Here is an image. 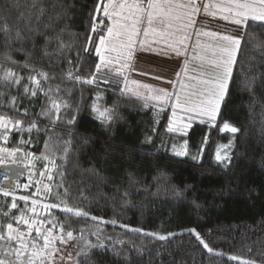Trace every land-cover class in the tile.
Listing matches in <instances>:
<instances>
[{"label":"trees","instance_id":"trees-1","mask_svg":"<svg viewBox=\"0 0 264 264\" xmlns=\"http://www.w3.org/2000/svg\"><path fill=\"white\" fill-rule=\"evenodd\" d=\"M97 2L0 0V78L11 69L26 83L27 62L49 73L52 79L45 87L58 85L54 97L68 105L58 119L49 120L38 115L42 107H50L42 94L30 101L22 88L7 90L18 96L21 110L29 108L25 126L29 120L37 123L31 133H21L26 148L54 164L48 203L59 204L63 197L70 207L89 214L76 217L53 208L44 218L63 225V233L53 229L57 236L67 239L66 232H73L66 244L57 240L71 260L57 264H264V26L253 21L242 26L214 122L193 121L186 134L169 133V103L160 111L159 103L126 92L125 77L97 71L95 46L109 25L102 13H95ZM94 15L96 33L91 30ZM69 72L96 80L78 82ZM93 105L109 109L111 118L102 121ZM225 123L238 131L231 159L221 167L213 158L216 146L227 141L221 133ZM185 141L188 153L200 156L199 161L170 154L171 142ZM135 228L141 232L129 230ZM85 247L86 253L79 254ZM233 255L238 259L229 260Z\"/></svg>","mask_w":264,"mask_h":264},{"label":"snow or ice","instance_id":"snow-or-ice-1","mask_svg":"<svg viewBox=\"0 0 264 264\" xmlns=\"http://www.w3.org/2000/svg\"><path fill=\"white\" fill-rule=\"evenodd\" d=\"M146 5V6H145ZM211 9H217L221 13L220 18L227 20L235 25L247 27L249 21L260 22L264 26V0H223L222 3H210L203 4V11L206 15L215 17L217 11H211ZM200 7L197 6L196 0H188L187 3L180 2V0H98L95 13H102L104 17L110 21V25L106 26V35L101 30L99 34L98 44L95 46V53L100 58V63L96 64V69L99 71L102 67L108 68L114 61L119 63L121 60L125 61L121 67L127 66V61L133 58L134 50L137 44L141 48L151 43L164 42L169 48H171L177 56L181 54V47L184 45L187 39L185 33L186 29L193 26L195 23L194 17L200 12ZM228 13V15H224ZM96 15L93 16V24L91 30L93 33L98 31L97 23H95ZM145 27L141 28V25L145 24ZM159 23L163 25L161 28H157L154 25ZM103 24V21H100ZM6 30V26L5 29ZM143 33L145 39H138ZM199 34V33H198ZM157 39L149 40V36ZM203 35L216 36L215 33H203ZM220 39L227 41L228 44L223 46H217L213 49V55L219 51L220 56L214 58L208 63L211 65L213 71L210 74L201 72V78L196 76L190 77L197 83L191 86V90L185 91L189 86L185 83H181L180 93H169L165 89H149L150 95L147 99L157 101L162 107L160 111H164L163 105H167L171 102L172 119L169 120L167 131L169 133L177 132L180 134H186L187 129L191 126L190 123H182L185 116L190 121L193 116H207L209 120H215L221 101L224 98L228 81L232 75V66L235 63L236 50L240 45V40L231 36H222ZM92 38H88V42H91ZM199 46V45H198ZM87 50V49H85ZM6 60L16 64L10 56L5 57ZM194 59L205 60L206 57L198 54ZM71 63V62H70ZM3 66L0 65V68ZM24 68H29V74L27 76V82L22 84L24 77L18 75L11 69H5L3 77L0 78L4 82L0 85L3 90H0V109H10L16 113L15 116L9 117L8 115H0V137L7 140L8 134L13 132L17 133L28 132L31 133L33 129L37 128L35 120H29L27 126H25V117L30 116L29 108L21 110L19 108V101L17 95H10L8 89L17 87L23 90V97L29 99L38 97L42 94L45 98L46 105L50 107H42L38 115L47 117L52 120L54 117L59 118L58 114L62 107L68 105L63 101H58L54 97V93L59 91V86L52 88L51 86L45 87V84L52 79L49 73L43 70H37L31 67L27 62L23 65ZM185 75H187V63L184 69H182ZM205 75H210V78H202ZM70 79L78 82L92 84L96 77L93 75L90 79H84L79 76H73L71 72L68 74ZM179 79V74H177ZM126 79V78H125ZM135 83V82H133ZM140 87L149 88L148 85H139ZM139 95V93H137ZM10 96V98H9ZM145 107H148L147 102ZM177 110L184 115H178ZM93 111L98 113V116L102 121L109 120L111 117L108 115L109 109L101 111L95 105H93ZM73 120H69V123H73ZM204 121L201 120V123ZM230 131L235 133L237 128L230 126L228 123L223 125L221 131ZM23 142V141H22ZM187 141L181 146L180 150H177L174 146L173 150L176 155L186 154ZM231 147L228 146H220ZM18 151V149H17ZM0 153H7L9 157H14L15 152H9L8 149L0 148ZM46 159V157H45ZM218 161L230 160L231 157L227 154L222 155L218 149L216 154ZM11 163H15V159L11 160ZM51 163V161H50ZM8 161L0 155V167H6ZM44 176L45 173H40ZM7 174L4 176L6 180ZM47 179L51 181L53 177L47 176ZM31 183V177H30ZM37 186L34 196H40L43 194H50L51 187L48 184H41L40 181L36 182ZM30 184H25L23 187L27 189ZM5 197L10 193L6 190L0 189ZM60 195V194H57ZM66 195V193H65ZM17 199L23 201L25 208L21 209L17 204ZM30 200L29 196L16 197L12 195L10 205L6 204L3 209H0V264H57V260L63 261L64 256L59 255L63 252V249L55 248V242L60 241L61 244H66L67 241L72 240L73 232L71 230L66 232L67 239L63 235H54L53 229L59 227L61 233L64 232L63 225L55 222L51 217L47 219L39 218L37 206L43 209L45 213H48L50 209L60 208L65 214H72L76 217H88V213L74 209L67 204L66 199L61 197L60 203H41L38 199H31V207H27ZM63 205V207H61ZM15 210V211H10ZM18 213V214H17ZM31 213V215H28ZM68 218L67 216L65 217ZM92 220H96L97 217H91ZM115 224V221H112ZM45 224H51L52 228H46ZM121 227H126L121 225ZM133 232H141V229H129ZM193 235L199 243L208 251L213 253V249L200 237L199 233L195 229H190ZM99 238V229L97 230ZM147 235H157L160 240H165L167 237L164 235H158L153 233H147ZM87 247V246H86ZM85 249H81V253L85 254ZM216 255H222L221 253H215ZM69 258L71 254H68ZM229 260H237V256H229ZM241 264H248L247 261H241Z\"/></svg>","mask_w":264,"mask_h":264},{"label":"rangeland","instance_id":"rangeland-1","mask_svg":"<svg viewBox=\"0 0 264 264\" xmlns=\"http://www.w3.org/2000/svg\"><path fill=\"white\" fill-rule=\"evenodd\" d=\"M222 2H223V0H208L206 2V4L222 3ZM211 11H217V15L215 16L217 19L223 20V21H227V20H224V19L220 18L221 13H219L217 9H211ZM204 14L205 13L203 12L202 17L210 19L209 17H207ZM224 15H228V13H224ZM202 22H203L202 24L198 23V25H199L198 29H200L201 26H204L205 28L208 27L209 30H215L219 34H221V33L228 34L229 36H232V37L238 38V39H239L240 33L242 32L241 31L242 26H238V25H235V24H234L235 25L234 29H224L223 26H220V25H217V24H213V23H209V22L207 23L204 20ZM227 22H229V21H227ZM230 24H232V23H230ZM109 25H110V21H109ZM196 25L197 24H196V21H195V23H194L195 30H197ZM145 26H147L146 22H145L143 27H145ZM154 26L157 27V28L163 27V25H160L159 23L155 24ZM190 28H192V27H190ZM202 30H204V29H202ZM105 35H106V33H105ZM183 35H186L187 39L185 40L184 45L180 46L181 49H182L181 52L183 51V49H185L186 52L191 53L188 57H185V58H180V56H177L175 54V52L171 48H169L167 46V44L164 43V42L151 43L152 47L146 46L149 49L148 51L146 50L149 53L148 54L149 57L153 56L155 58L154 59L155 61L157 60L156 58H163V59L166 60V61H162L161 60L163 62V65L165 66L164 70L166 72H170L171 71L172 73H174L173 77H171V75L164 74L165 71L160 70L159 69L160 67H158V66L156 67V65H153L151 67L150 71L146 72L144 70L145 71L144 72L143 69H145V66H146L145 64L146 63H150V60L147 57H145V56L142 57V59H141L142 62L140 64H138V65L140 66L139 69L143 68L141 70V72H143V74L144 73H148L147 75L141 76V75L134 74L133 72H131V75H130L129 70H127V72H126L125 69H128L131 60L127 61V66H125V69L120 68V66H119L121 63L125 64V61L121 60L119 63L114 61L111 65H109L108 68L102 67L99 71H101V72L105 71V72H109V73H112V74L114 73V74H118L120 76H123L125 74V72H126V74L123 76V77L126 78L125 79L126 82H125L124 90L126 92L132 94V95L139 96V97L147 98L150 95H152V93H150L149 89H160V88H163V86L170 87V92L169 93H180L181 92V83L182 82L189 86L187 89H185V91H189V90H191V86L196 84L197 82L195 80H187L188 82L184 81V77H183L184 72L183 71H182V76H180L179 79H178L177 78V72H178L177 70L178 69H176L174 66H178V68H179L181 65L184 64L183 65V69H184L185 64L187 63L192 69H193V67H192L193 65H199L200 67L205 68L204 66H205L206 62L205 61H200L199 59H194V57L192 56L194 51H195V48L198 45H200V43L197 42V39L194 40V36L191 38V35L189 33V28L186 29V31H185V33H183ZM140 37H141L140 40L145 39V37L143 36L142 32H141ZM219 37L216 38V39L221 41V39ZM147 39H149L151 41V40L157 39V38H154V37H152L150 35ZM223 42L228 44L227 41H223ZM225 43H223V44L226 45ZM202 44H203V47H208L211 51H213V49L217 48V46L215 44H211L209 46H206V44L204 42H202ZM190 50H191V52H190ZM217 54L220 55L219 51L215 52V55H217ZM136 59H137V61L139 60V58H136ZM98 62L100 63L99 57H98ZM207 65L208 66H206V69H209L210 64L208 62H207ZM159 66H161V65H159ZM188 72H191V70H189ZM204 72H208V71H204ZM138 78L140 79V81L143 80L144 83L139 82ZM141 78H142V80H141ZM133 82H135V83H133ZM139 85H148L149 88L140 87ZM137 93H139V95H137ZM148 100L157 102V101L152 100V99H148ZM169 106L171 108V102H169ZM177 113H178V115H184L183 113H180L179 110H177ZM97 115H98V113H97ZM170 119H172V108H171ZM201 120H203L205 123H209V124L214 122V120H209V118L207 116H193V118L190 121L185 116V119L182 121V123H190V125H191L193 121H200L201 122ZM189 128L187 129V131L189 130ZM221 133L223 135L224 134L226 135L227 141L226 142H221V143H219L216 146L213 159H214V163L215 164L220 165L221 167H226V164H228L229 160L218 161L216 159V154H217V151L219 149L222 155H224V154H227L228 156L231 155L232 138H233V135L235 133H232V132L227 131V130L221 131ZM182 145L183 144H181V143L171 142L170 145H169L170 154H172L173 156L179 157V158H182V157L191 158L192 155H190L187 150H186V154H184V155H176L175 154V152L173 150L174 146H175V148L177 150H180ZM222 145L223 146L231 145V147H223V148H221L220 146H222ZM192 159H193V161H199L200 160V156H199V158L197 157V159H195V157H192ZM28 214L31 215V213H28Z\"/></svg>","mask_w":264,"mask_h":264},{"label":"flooded vegetation","instance_id":"flooded-vegetation-1","mask_svg":"<svg viewBox=\"0 0 264 264\" xmlns=\"http://www.w3.org/2000/svg\"><path fill=\"white\" fill-rule=\"evenodd\" d=\"M15 87V86H14ZM10 109L4 108L0 109V115H8L10 118L13 115L10 114ZM3 130L0 129V132ZM21 139V133H17L13 130V132L8 134V139L5 140L0 137V148L8 149L9 152H15L14 157H9L7 153H0L5 160L8 161L6 167H0V189L6 190L10 193L9 196L5 197L3 192L0 191V209H3L6 204L10 205L12 195L16 197L19 196H29L30 200L28 202L27 207H31V199H38L41 203H48L52 199V192L54 187V178H55V167L54 164L48 160H43L42 158L36 157L34 154L28 151L26 148L25 142ZM18 149V151H17ZM15 159V163H11V160ZM40 173H45L44 176H41ZM7 174V179H4V176ZM51 175L53 179L49 181L47 176ZM31 177V183H30ZM40 181L41 184H48L51 187L50 194H41L40 196H34L36 187L41 186L36 182ZM25 184H30V186L25 189L23 186ZM18 206L23 209L25 208V204L23 201L17 199ZM10 211H15L11 210ZM37 211L39 213V218L44 219L47 217L48 213H45L42 208L37 206ZM18 214V213H17ZM29 215V214H28ZM2 219V218H0ZM46 227V224H45ZM54 235H56V231L53 230ZM55 248L63 249V252L59 255L64 256V262L70 261L66 249L63 247H59L57 245V241L54 245ZM60 262V260H57Z\"/></svg>","mask_w":264,"mask_h":264},{"label":"crops","instance_id":"crops-1","mask_svg":"<svg viewBox=\"0 0 264 264\" xmlns=\"http://www.w3.org/2000/svg\"><path fill=\"white\" fill-rule=\"evenodd\" d=\"M208 0H196V3H197V6L198 7H200V12L199 13H197L196 14V16L194 17V19H195V21H196V28H197V30H195V27H194V24H193V26H192V28H189V33H190V35H191V38L194 36V40H196L197 39V42H199L200 43V45L199 46H197L196 48H195V51H194V53H193V57H196L198 54H200V55H203L204 57H206V59L205 60H203V61H205L206 62V64H205V68H203V67H200L199 65H193L192 67H193V69L187 64V69H188V71L189 70H191V72H188L187 71V75H183V77H184V81H187V80H192V79H190V77H192V76H196V77H198V78H201V72H204V71H208V72H206L207 74H210V73H212L213 71H216L215 69H213L212 67H211V65L209 66V69H206V66H208L207 65V62L208 61H210V60H212V59H214V58H217V57H219L220 55H213V51H211L208 47H203V44H202V42H204L205 44H206V46H209V45H211V44H215L216 46H223L224 44L223 43H225V42H223L224 40H222L221 39V41H219V40H217L216 38H218L219 36L220 37H222V36H225V35H227V36H229L228 34H224V33H221V34H219L218 32H216L215 30H209V28L207 27V28H205L204 26H201V28L200 29H198L199 27V25H198V23H203L202 21L204 20V21H206L207 23L209 22V23H213V24H217V25H220V26H223V28L224 29H234L235 28V25L232 23V24H230L229 22H227V21H223V20H219V19H217L216 17H213V16H211V15H206V14H204V15H206L207 17H209L210 19H208V18H205V17H202V14H203V4H206V2H207ZM129 2H131V0H129ZM180 2H183V3H187L188 2V0H180ZM146 6V5H145ZM143 26H144V24L143 25H141V28H143ZM202 29H204V30H202ZM241 31H242V28H241ZM215 33V34H217L216 36H209V35H203V33ZM199 33V34H198ZM232 37V36H231ZM138 39H141V37L140 38H138ZM225 44H227V43H225ZM146 46H150V47H152V44H148V45H145L144 46V48H141L140 47V45L139 44H137V46H136V49L134 50V53H133V58L131 59V61H130V65H129V67H128V69H125V67H121V65H122V63L119 65L120 66V68H123V69H125L126 70V72H127V70H129V72H130V75H131V72H133L134 74H137V75H141V76H143V75H147L148 73H144L143 74V72H141V70L143 69V68H141V69H139V65L138 64H140L141 62H142V57H147L149 60H150V63H146L145 65V69H143V71L145 70L146 72H148V71H150L151 70V67L153 66V65H156V67L158 66V67H160L159 69L160 70H163V71H165L164 70V68H165V66L163 65V62L162 61H166L165 59H163V58H156L157 60V62L154 60L155 58L153 57V56H151V57H149V53L147 52L149 49L146 47ZM147 50V51H146ZM190 52H191V50H190ZM191 53H188V52H186L185 51V49H183V51L181 52V54L179 55L180 56V58H185V57H188L189 55H190ZM214 56V57H213ZM136 58H139V60L137 61V59ZM100 59V58H99ZM162 60V61H161ZM200 60V59H199ZM169 61V60H168ZM201 61V60H200ZM170 62V61H169ZM159 65H161V66H159ZM184 65V64H183ZM183 65H181L179 68H178V66H174L176 69H178L177 71V74H179V77L180 76H182V69H183ZM167 70V69H166ZM144 71V72H145ZM126 72H125V74H126ZM124 74V75H125ZM164 74H167V75H171V77H173L174 76V73H172L171 71L170 72H164ZM123 75V76H124ZM202 78H210V75H205V76H203ZM138 80H139V82H141V83H144V81L142 80V78H141V80L143 81H140V79L138 78ZM188 82V81H187ZM162 89H165V90H167L168 92H170V87H167V86H163V88Z\"/></svg>","mask_w":264,"mask_h":264}]
</instances>
